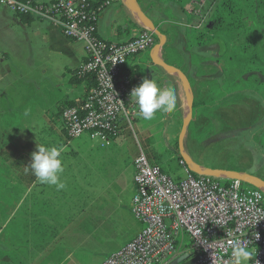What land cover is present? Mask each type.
<instances>
[{"label": "crops", "instance_id": "1", "mask_svg": "<svg viewBox=\"0 0 264 264\" xmlns=\"http://www.w3.org/2000/svg\"><path fill=\"white\" fill-rule=\"evenodd\" d=\"M31 1L45 6L51 3ZM109 1L97 20L96 35L108 43L127 42L141 30L134 11L128 0ZM136 1L165 36V46L156 56L189 79L193 105L194 86H198L201 106L194 109V105L193 114L199 111L198 117L206 120L203 110L211 109L207 113L220 118L212 121L217 129L214 126L209 136L216 131L234 133L227 135L229 138L248 133L251 144L241 147L236 167L197 164L244 172L264 181V154H254L252 145L256 133L264 130L263 102L246 96L233 104H221L201 85L204 78L196 77L191 63L192 54L204 55L203 50L187 48L192 31L202 29L201 17L195 16L192 9L198 1L204 6L203 1L185 0V5ZM165 8L170 10V19L164 16ZM21 16L0 6V213H5L0 230V264H100L143 229L138 221L140 227L130 238L120 237L118 243H110L111 228L123 227L126 214H132L134 159L141 151L146 156L150 153L179 158L185 94L176 78L153 63V47L146 56L140 54L129 60L123 73L138 86L147 78L160 87H171L176 110L171 114L158 111L151 120L136 121L133 132L122 123L121 136L108 143L92 139L89 134L70 140L61 121V109L68 103L77 106L87 93L86 82L74 78L85 61L83 47L67 39L61 28L50 22ZM26 109L30 110L28 116L24 115ZM188 137L186 133L184 149L194 160L188 151ZM41 144L65 146L60 177L65 189L57 191L55 186L40 184L30 169L25 170L31 154ZM194 144L189 141L193 149Z\"/></svg>", "mask_w": 264, "mask_h": 264}, {"label": "built area", "instance_id": "2", "mask_svg": "<svg viewBox=\"0 0 264 264\" xmlns=\"http://www.w3.org/2000/svg\"><path fill=\"white\" fill-rule=\"evenodd\" d=\"M110 4L103 0H51L41 5L31 0H0L16 16L40 18L61 28L63 35L82 45L85 61L79 77L91 74L96 87L77 106L63 110L61 121L68 139L83 134L108 143L122 134L121 124L133 132L143 119L130 98L136 81L123 66L150 51L155 36L140 30L129 41L108 43L96 35L97 20ZM201 24L207 15L199 6ZM135 193L131 212L142 231L100 264H173L180 256L196 257L193 264H233L232 240L248 241L255 249L253 261L264 264V194L238 181L193 177L180 161L183 178L173 181L148 162L144 152L134 159ZM259 239H256V235ZM187 241V242H186Z\"/></svg>", "mask_w": 264, "mask_h": 264}, {"label": "trees", "instance_id": "3", "mask_svg": "<svg viewBox=\"0 0 264 264\" xmlns=\"http://www.w3.org/2000/svg\"><path fill=\"white\" fill-rule=\"evenodd\" d=\"M102 1L96 0L98 4ZM168 1L180 2L179 0ZM199 2L201 1L193 7L192 13L197 15V9L201 6L202 13L207 15L206 23L200 31L191 36L194 44L189 43L187 48L188 50L198 48L204 51L205 56L192 54L191 58L196 77L208 78L202 79L201 85L209 90L210 97L221 101V104L229 102L233 95H239L237 101L246 96H254L262 102L264 100V0H209L208 13ZM155 41H157L156 38ZM261 59L262 62L256 65V62H260ZM213 62L217 65L215 66ZM78 72L79 70L75 72L74 78L80 82H86V98L90 90L96 87V80L91 74L79 77ZM190 81L194 84L192 80ZM225 85H239L240 88H236V92H227ZM199 100L200 97L196 92L194 109L201 106ZM71 107L74 106L65 104L61 109V115L63 110ZM198 116H201V113L195 111L193 118H200ZM194 128L195 124L192 121L187 133L193 132ZM190 138L194 141L192 136ZM147 158L150 165L158 167L165 175L167 174L163 163L166 158L177 161L178 164L181 161L179 158L170 159L166 154L149 153ZM191 175L197 177L192 173ZM217 181L223 185L229 184V181ZM242 186L255 190L246 184ZM4 220L5 213H0V230Z\"/></svg>", "mask_w": 264, "mask_h": 264}, {"label": "rangeland", "instance_id": "4", "mask_svg": "<svg viewBox=\"0 0 264 264\" xmlns=\"http://www.w3.org/2000/svg\"><path fill=\"white\" fill-rule=\"evenodd\" d=\"M202 1L206 8H208L207 7L208 5L210 6L209 0H202ZM156 2L158 4H164V3H168V0H156ZM185 3H186L185 0L183 2L180 1L179 5L181 4L185 5ZM205 7H204V10L206 9ZM197 11L200 12L199 9H197ZM169 13H170V10H168V8H165L164 16L170 19L171 16ZM205 23L206 21L203 24H201L199 28H202ZM195 33H197V31H192V34L190 35V38L188 39L190 44H194L191 36ZM148 52L149 51L142 53L143 56H146ZM261 62H262V59L260 60V62H256V65L260 64ZM197 88L198 86L195 85L194 86L195 92H197ZM236 88L239 89L240 88L239 85H233V86L225 85V91L227 92H236L237 90ZM237 98H239V95H233L230 100L231 103L233 104L237 102L236 100ZM251 98H253L254 102L255 100L259 101V98H255L254 96H252ZM262 102L264 105V100H262ZM208 110H211V109H208ZM208 110L207 109L203 110L204 112L203 117L207 121L201 118L195 119L194 131L189 133V137L187 138L188 139L187 147L189 149L188 150L189 154L193 157L194 162L196 163L200 162L206 167L234 168L236 167V162L242 156V152H240L241 147L245 146L246 144H251L249 137H248V133H244V135H241V136H232L229 138V136L227 135H232L234 133L229 132V131H227L226 133L222 131H216L215 134L211 133V136H209V131L212 130L214 126H215L214 130L217 129L216 125L213 126L212 121L213 120L220 121V118L218 117L213 118L212 114L207 113ZM165 119H168V117L166 116ZM201 124H204V125L201 127ZM220 125L222 126V124ZM256 134L257 136L254 137V140L252 142V145L254 147L253 153L261 157V155L264 154V149L261 150V147L264 144V130L263 131L260 130ZM191 136L192 138H194V142L192 143H195L194 145H196L194 146L195 147L194 149L193 147L189 145V141L192 140L190 138ZM207 136L209 137L206 139ZM223 138H227V139H223ZM163 167L166 170L167 176L170 177L173 181H176L178 179L180 180L183 178L182 167L180 166V164L177 163V161L169 160L166 158V161L163 163ZM139 227H140V224L138 223V221L134 218L132 214L128 212L126 214L125 225L123 227H120L119 229L117 227L111 228V233L113 235V238L110 237V243L111 244L118 243L122 239L120 237H125L126 239L130 238L139 229ZM18 234L19 233L16 232V236H18Z\"/></svg>", "mask_w": 264, "mask_h": 264}, {"label": "clouds", "instance_id": "5", "mask_svg": "<svg viewBox=\"0 0 264 264\" xmlns=\"http://www.w3.org/2000/svg\"><path fill=\"white\" fill-rule=\"evenodd\" d=\"M130 98L138 105L140 113L145 120L153 119L158 111L171 114L176 110V98L171 87H160L154 79L145 78L142 83L135 87ZM30 113L29 109L24 112L25 116ZM65 151L64 145L45 146L37 145V150L31 154V163L25 170H31L40 184L55 186L57 191L66 188L61 180L64 172L61 154ZM259 239V235H256ZM233 264H258L253 261L257 256L255 249L248 247V241L238 239L230 241Z\"/></svg>", "mask_w": 264, "mask_h": 264}, {"label": "water", "instance_id": "6", "mask_svg": "<svg viewBox=\"0 0 264 264\" xmlns=\"http://www.w3.org/2000/svg\"><path fill=\"white\" fill-rule=\"evenodd\" d=\"M128 4L134 11L136 21L141 30L152 33L157 39V44L152 49L153 63L165 71L168 75L176 78L180 83L185 94L186 109L182 120L181 130L178 136V152L179 159L184 163L188 171L196 176L209 177L224 181H238L242 184L253 187L264 194V181L256 176L231 170L210 169L195 163L186 153L184 149V138L188 131L189 125L193 120V94L189 79L185 74L173 66L168 65L162 59L156 56V53L165 46V36L158 30L153 22L141 11L136 0H128ZM189 255L180 256L173 264H193L196 257L188 260Z\"/></svg>", "mask_w": 264, "mask_h": 264}]
</instances>
